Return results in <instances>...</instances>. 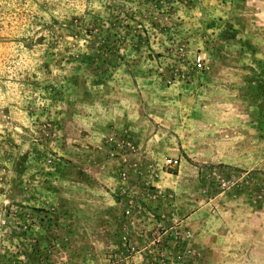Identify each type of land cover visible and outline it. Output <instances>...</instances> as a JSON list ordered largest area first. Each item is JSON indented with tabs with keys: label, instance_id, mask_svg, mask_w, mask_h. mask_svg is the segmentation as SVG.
<instances>
[{
	"label": "rangeland",
	"instance_id": "1",
	"mask_svg": "<svg viewBox=\"0 0 264 264\" xmlns=\"http://www.w3.org/2000/svg\"><path fill=\"white\" fill-rule=\"evenodd\" d=\"M0 264H264V0H0Z\"/></svg>",
	"mask_w": 264,
	"mask_h": 264
},
{
	"label": "built area",
	"instance_id": "2",
	"mask_svg": "<svg viewBox=\"0 0 264 264\" xmlns=\"http://www.w3.org/2000/svg\"><path fill=\"white\" fill-rule=\"evenodd\" d=\"M168 163H170V164L173 163V160H169ZM174 163H176V162H174Z\"/></svg>",
	"mask_w": 264,
	"mask_h": 264
}]
</instances>
